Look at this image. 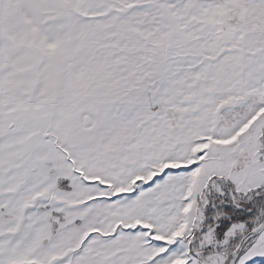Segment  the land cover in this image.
Wrapping results in <instances>:
<instances>
[{
  "label": "snow or ice",
  "instance_id": "snow-or-ice-1",
  "mask_svg": "<svg viewBox=\"0 0 264 264\" xmlns=\"http://www.w3.org/2000/svg\"><path fill=\"white\" fill-rule=\"evenodd\" d=\"M0 264H264V0H0Z\"/></svg>",
  "mask_w": 264,
  "mask_h": 264
}]
</instances>
